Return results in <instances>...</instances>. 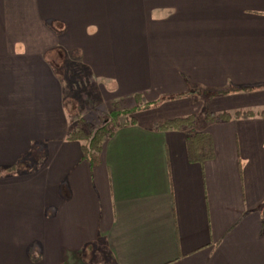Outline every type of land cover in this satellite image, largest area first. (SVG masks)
I'll return each instance as SVG.
<instances>
[{
    "label": "crops",
    "instance_id": "crops-1",
    "mask_svg": "<svg viewBox=\"0 0 264 264\" xmlns=\"http://www.w3.org/2000/svg\"><path fill=\"white\" fill-rule=\"evenodd\" d=\"M65 64L152 106L96 165ZM197 115L204 162L156 127ZM0 264H264V0H0Z\"/></svg>",
    "mask_w": 264,
    "mask_h": 264
},
{
    "label": "rangeland",
    "instance_id": "rangeland-1",
    "mask_svg": "<svg viewBox=\"0 0 264 264\" xmlns=\"http://www.w3.org/2000/svg\"><path fill=\"white\" fill-rule=\"evenodd\" d=\"M63 68L64 70L57 69V74L62 78L65 88V108L73 127L71 133L80 130L88 133L91 126H100L102 120H106L114 109L122 111L129 110L131 107L127 101L123 104L108 102L100 96V89L103 85L110 84L108 81H102L94 74L87 72V69L78 66L71 67L65 64ZM130 116L123 115L117 121L110 120L109 127L114 131L118 126L128 124ZM198 116L195 117V128H200L204 123L203 117ZM31 155L33 156V153Z\"/></svg>",
    "mask_w": 264,
    "mask_h": 264
},
{
    "label": "trees",
    "instance_id": "trees-1",
    "mask_svg": "<svg viewBox=\"0 0 264 264\" xmlns=\"http://www.w3.org/2000/svg\"><path fill=\"white\" fill-rule=\"evenodd\" d=\"M247 90V89H245ZM218 94L225 93H215L210 95L211 98ZM152 107L149 104H142L133 109H126L119 111V109H114L106 120H102V123L96 126H91L89 132L86 133L83 130L76 131L69 135V140H79L82 143L83 156L91 165H96L100 161V156L103 148V144L107 138L111 137L113 131L109 127L110 120L117 121L121 116L133 115L134 113L145 110ZM236 116L249 117V114H236ZM205 119L208 123L223 121L227 119V115L215 116L210 113H205ZM196 119L194 117L180 120H173L169 122H164L161 124H156V127L161 130H180L183 127L191 128V140H190V153L195 161H207L213 159L214 150L212 140L209 135L203 133H195ZM82 136V137H81Z\"/></svg>",
    "mask_w": 264,
    "mask_h": 264
}]
</instances>
